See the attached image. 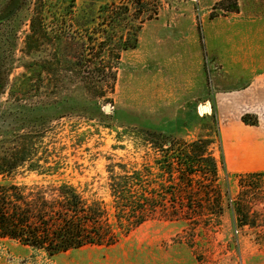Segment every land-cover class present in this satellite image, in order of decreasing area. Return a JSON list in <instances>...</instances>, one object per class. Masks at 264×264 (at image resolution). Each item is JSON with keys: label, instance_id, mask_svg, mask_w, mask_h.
Returning <instances> with one entry per match:
<instances>
[{"label": "rangeland", "instance_id": "rangeland-1", "mask_svg": "<svg viewBox=\"0 0 264 264\" xmlns=\"http://www.w3.org/2000/svg\"><path fill=\"white\" fill-rule=\"evenodd\" d=\"M19 3L9 18L10 0H0V72L7 91H31L18 104L41 107L29 116L47 123L38 155L59 166L53 175L19 170L13 180L28 186L66 180L110 206V169H143L170 143L210 134L203 115L215 114L222 136L221 93L264 70V0H42L47 36L30 44L39 3ZM14 103L0 98V133L16 120L5 116L19 111ZM28 125L17 120L13 128ZM221 146L212 145L218 176L197 172L193 183L213 179L220 205L194 187L176 198L194 204L186 218L158 216L114 246L56 256L0 239V264H264V172L227 170Z\"/></svg>", "mask_w": 264, "mask_h": 264}, {"label": "trees", "instance_id": "trees-1", "mask_svg": "<svg viewBox=\"0 0 264 264\" xmlns=\"http://www.w3.org/2000/svg\"><path fill=\"white\" fill-rule=\"evenodd\" d=\"M41 1L38 0L39 4L32 10L27 44L47 36L43 25L45 5ZM20 5L19 0H10L7 16L15 17L22 9ZM14 36H17V31ZM22 77L26 83L28 75L23 74ZM7 84L0 72V98L8 94V102H16L12 105H18L20 109L5 114L16 120L10 121L6 131L0 133V239L15 240L49 256L87 246L111 247L150 219L158 216L166 220H174L176 216L186 218L188 212L195 210L194 204L178 203L177 196L191 193L197 172L208 174L213 179L218 176V161L213 156L212 145L216 141L221 144L222 136L212 113L201 117L202 120L208 119L210 134H200L190 143H170L167 154L154 159L153 165H145L143 169H125L122 164L121 173L110 169V206L102 200L84 198L77 187L66 180L47 186L18 183L13 176L19 170L53 175L58 173L59 166L57 163L47 167L42 165L41 161L48 163L49 158L45 156L43 159L38 155L37 142L45 136L47 123L43 114L31 123L29 116L41 107L33 109L26 104H18L29 98L31 91L24 87L18 95L7 91ZM35 92V96H42L38 90ZM17 120L29 124L28 127L14 129ZM242 120L247 124L256 123V118L250 121L249 114L243 115ZM222 150L221 146L220 162L224 167ZM213 179L205 184L199 182L195 188L198 193L207 189L208 195L210 192L216 194V205H220L221 190ZM181 212L184 216L180 215Z\"/></svg>", "mask_w": 264, "mask_h": 264}, {"label": "crops", "instance_id": "crops-1", "mask_svg": "<svg viewBox=\"0 0 264 264\" xmlns=\"http://www.w3.org/2000/svg\"><path fill=\"white\" fill-rule=\"evenodd\" d=\"M218 109L226 169L237 173L264 172V70L243 87L222 92ZM245 114L256 118V123H245Z\"/></svg>", "mask_w": 264, "mask_h": 264}, {"label": "bare ground", "instance_id": "bare-ground-1", "mask_svg": "<svg viewBox=\"0 0 264 264\" xmlns=\"http://www.w3.org/2000/svg\"><path fill=\"white\" fill-rule=\"evenodd\" d=\"M202 109V108H201ZM206 112H210V107L208 105H206L205 109H204Z\"/></svg>", "mask_w": 264, "mask_h": 264}, {"label": "water", "instance_id": "water-1", "mask_svg": "<svg viewBox=\"0 0 264 264\" xmlns=\"http://www.w3.org/2000/svg\"><path fill=\"white\" fill-rule=\"evenodd\" d=\"M203 109H205V104L202 105ZM106 109H110L109 107H107ZM206 113V112H205Z\"/></svg>", "mask_w": 264, "mask_h": 264}, {"label": "built area", "instance_id": "built-area-1", "mask_svg": "<svg viewBox=\"0 0 264 264\" xmlns=\"http://www.w3.org/2000/svg\"><path fill=\"white\" fill-rule=\"evenodd\" d=\"M263 228H264V223H263Z\"/></svg>", "mask_w": 264, "mask_h": 264}]
</instances>
